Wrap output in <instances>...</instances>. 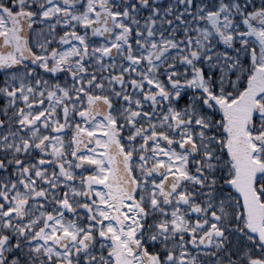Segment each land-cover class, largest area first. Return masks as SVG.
Instances as JSON below:
<instances>
[{"label":"snow or ice","instance_id":"1","mask_svg":"<svg viewBox=\"0 0 264 264\" xmlns=\"http://www.w3.org/2000/svg\"><path fill=\"white\" fill-rule=\"evenodd\" d=\"M0 264H264V0H0Z\"/></svg>","mask_w":264,"mask_h":264}]
</instances>
